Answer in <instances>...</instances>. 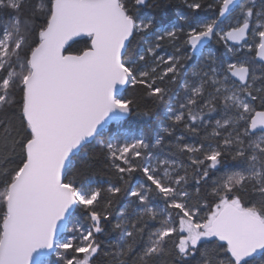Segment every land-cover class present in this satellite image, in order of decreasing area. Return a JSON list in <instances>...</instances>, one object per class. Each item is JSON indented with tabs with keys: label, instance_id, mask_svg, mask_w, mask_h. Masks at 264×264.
<instances>
[{
	"label": "snow or ice",
	"instance_id": "obj_1",
	"mask_svg": "<svg viewBox=\"0 0 264 264\" xmlns=\"http://www.w3.org/2000/svg\"><path fill=\"white\" fill-rule=\"evenodd\" d=\"M179 4L0 0V264H264V0Z\"/></svg>",
	"mask_w": 264,
	"mask_h": 264
},
{
	"label": "trees",
	"instance_id": "obj_2",
	"mask_svg": "<svg viewBox=\"0 0 264 264\" xmlns=\"http://www.w3.org/2000/svg\"><path fill=\"white\" fill-rule=\"evenodd\" d=\"M161 4H167L171 6V11L173 12L174 15H178L180 12V4H179V0H161ZM160 12V14L162 15H168V9H161L158 10ZM89 43L88 38H82L80 40H77L76 42H74L71 47L69 48V52L71 53H76L79 50L83 49L84 47L87 46V44ZM210 47H213L215 50L216 49H222L221 45H218L215 40H213L212 44ZM132 95H136L137 97H139L140 95H142V91L139 88H133L131 85H129V87L127 88V90L124 92L123 96L126 97H130ZM149 107H151V104L149 102ZM164 112V109L162 108H153L152 109V115L149 117H133L132 118V122H133V126L136 128L137 131H144L147 128H151L153 125H155L158 121V119L162 116ZM110 128L115 129L116 126L112 125ZM104 174L101 173V176H103ZM120 205H117V208H119ZM56 257L53 256L52 258V263H54Z\"/></svg>",
	"mask_w": 264,
	"mask_h": 264
},
{
	"label": "water",
	"instance_id": "obj_3",
	"mask_svg": "<svg viewBox=\"0 0 264 264\" xmlns=\"http://www.w3.org/2000/svg\"><path fill=\"white\" fill-rule=\"evenodd\" d=\"M82 38H87V37H86V36L76 37V38H74V41H73V42H70L71 45H72L74 42H76L77 40H80V39H82ZM212 42H213V41H209V42H208V43H209V46H211ZM74 54H75V53H74ZM128 87H129V85L120 86V87H119V93H120L121 95H123L124 92L127 90ZM112 125H116V123H115V122H111V123L109 124V127H111ZM54 255H55V254L52 253L51 250H48V255H47V257H46V260L51 259Z\"/></svg>",
	"mask_w": 264,
	"mask_h": 264
},
{
	"label": "rangeland",
	"instance_id": "obj_4",
	"mask_svg": "<svg viewBox=\"0 0 264 264\" xmlns=\"http://www.w3.org/2000/svg\"><path fill=\"white\" fill-rule=\"evenodd\" d=\"M213 51H215V49L213 48V47H210ZM116 127H117V125H115ZM137 132H139V131H137ZM67 233H65V235H66ZM55 256V255H54ZM53 258V257H52ZM52 258L51 259H48L47 260V264H54V263H52Z\"/></svg>",
	"mask_w": 264,
	"mask_h": 264
}]
</instances>
